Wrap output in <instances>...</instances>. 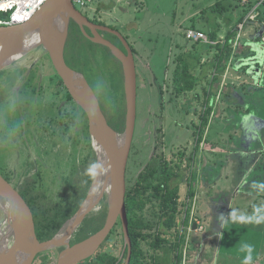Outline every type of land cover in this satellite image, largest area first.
I'll use <instances>...</instances> for the list:
<instances>
[{
    "label": "rangeland",
    "instance_id": "1",
    "mask_svg": "<svg viewBox=\"0 0 264 264\" xmlns=\"http://www.w3.org/2000/svg\"><path fill=\"white\" fill-rule=\"evenodd\" d=\"M247 1L244 0L241 4L237 0H94L88 9L76 7L90 19L98 18L111 24L115 31L118 30L135 47L139 114L128 164V183L138 178L152 158L163 155L169 162L173 161V167L180 164L181 169L187 172L186 175L183 172L184 181L180 186V202L184 205L189 203L187 179L192 173L190 179L197 195L193 200L190 223L194 219L196 223L200 220V225L206 229L205 233L209 238L205 240L204 233L195 234L188 227L179 224L178 229L185 247L180 264H245L249 256L251 259L248 264H264V205H261L263 201L259 198L255 202L248 200L250 190L263 186V183L258 182L250 184V169L254 168L249 167L259 159L261 162L258 171L262 173L264 169V120L261 118L264 117V42L260 40L264 37V22L261 25L258 21L249 20L244 24L245 29L242 30L235 49V58L230 64L232 69L241 68L244 81L238 82L236 89L233 88L232 82L229 83L230 70L222 76V80L216 78L214 96L210 101L214 114L206 116L209 124L202 129L200 145L195 133L201 124V115L207 108L206 93L211 90L210 83L214 73L211 65L218 52L216 46L195 44L187 39V32L193 27L207 34L219 26V42L223 43L228 32L244 13L243 5ZM217 4L226 9L224 16H220L219 9L216 11ZM258 12L264 20V1L258 7ZM226 18L233 21L230 23ZM254 24H258V32L255 30L250 39L246 34ZM72 36L66 49L69 65L76 48L72 38L76 40L77 36ZM256 38L261 42H257ZM82 39L88 62L75 69L86 76L101 104L105 102L114 120H118L117 109L113 108L112 87L115 84L120 88L124 85L122 66L103 47ZM250 47L256 53L253 52L255 54L249 55L248 59H242L244 64L240 65L242 61H239L238 53L242 54L244 50L248 52ZM183 54L187 55L184 58L189 61L190 69L197 70L198 84L194 91L177 95L174 71L177 58ZM250 59L252 60L249 61ZM30 66H33L34 73L38 75V81L40 78L42 82L38 94L32 95L29 92L25 98L21 97L26 102L24 115L33 119L41 114L37 118L38 123L32 127L36 131L37 125L40 128V133L36 136L43 152H49L50 143L58 144L57 149L60 150V171L59 166L57 168L49 161L51 171L48 166L41 168V172L47 171L42 172L44 182L42 188L36 191L46 196L41 200V206L50 208L61 201L64 204V198H73L79 194L85 170L92 162L98 164V154L92 138L86 133L87 117L69 98L64 85L59 84L60 79L42 49L17 61L11 71L8 69L0 72V97L3 93L10 97L15 95L21 83L27 80L25 72ZM14 70L18 74L12 73ZM10 100L2 102L0 98V111L7 119L5 125L21 126L23 107L18 113L17 105L9 107ZM16 101L18 102L17 99ZM123 106L125 107V101ZM11 113L14 120H11ZM49 114L57 121L53 127L50 126V139L46 134L51 118ZM55 114L63 115L60 118ZM0 125V131L5 132L9 128H2L1 120ZM6 133L4 136L9 141L11 137ZM197 145L198 150L195 149ZM19 148L31 153L32 161L37 158L35 149L23 143L12 147L14 154ZM192 157L193 162L189 163ZM188 164L190 166L187 170ZM9 169L17 172L15 181L19 185L36 178L35 168H25L15 155ZM2 217L0 215V220H3ZM253 224L252 230L249 226ZM124 248L125 238L122 227L119 226L109 244L100 252L103 260L96 257L83 264H105L110 255L116 259L121 258ZM142 248L146 252L149 249L145 243ZM46 254L42 253L36 264H44L43 257ZM148 254L152 255L154 251H148L147 256ZM148 260H151L150 256Z\"/></svg>",
    "mask_w": 264,
    "mask_h": 264
},
{
    "label": "water",
    "instance_id": "2",
    "mask_svg": "<svg viewBox=\"0 0 264 264\" xmlns=\"http://www.w3.org/2000/svg\"><path fill=\"white\" fill-rule=\"evenodd\" d=\"M75 22L90 41L108 48L121 63L124 78L125 129L118 132L109 123L101 102L86 76L70 67L66 61V46L71 23ZM85 27L95 26L74 5V0H48L34 18L15 26H0V72L9 69L17 61L43 49L62 80L65 89L76 105L85 113L89 134L107 153L111 178L104 182L100 191L102 169L90 187L89 193L78 212L64 225L52 240L40 242L36 234L34 215L20 192L0 175V199L10 206L12 222L9 226L13 241L9 248L0 246V264H33L39 253L67 245L58 264H78L93 257L121 220L128 248L126 264H130L132 241L129 235L126 195L128 190V164L134 144L138 115V73L134 52L126 38L108 27L101 30L114 34L122 42L126 52L98 33L90 37ZM90 106H94L92 111ZM94 146V143H93ZM100 158L98 156V164ZM99 192V193H98ZM106 196L108 215L104 227L86 240L71 246L69 241L85 218L95 211ZM196 228V226H195ZM64 233V234H63ZM65 236L64 238H61ZM7 241V239H6Z\"/></svg>",
    "mask_w": 264,
    "mask_h": 264
},
{
    "label": "trees",
    "instance_id": "3",
    "mask_svg": "<svg viewBox=\"0 0 264 264\" xmlns=\"http://www.w3.org/2000/svg\"><path fill=\"white\" fill-rule=\"evenodd\" d=\"M237 1L238 3L242 4L244 0ZM256 3V1L254 3L253 0H250L246 3V5H243L245 9L244 13L241 15V18L238 19L237 23H235V26L228 32L225 41L223 43L220 42L216 47L218 54L215 57V61L211 65L214 68V73L212 75L211 80L212 89L208 91V93H206L207 108L206 111H204L201 115V124L197 130L198 132L195 133V135L198 136L197 143H199V145L202 142V129L205 126H208L209 124V118H207L206 116L208 114L210 116L211 114H214L211 111V109L213 108L211 106L210 101L211 97L214 96L213 87L215 85L216 78L219 77L220 79L231 69L232 65L230 64L235 58L234 53L235 49L237 48L234 46L238 39L237 36L239 34V26L241 24L246 23L245 17L249 13V11L255 7ZM216 8V11H218L219 9L218 12L220 16H224L223 12L226 11V9L221 7L219 4H217L215 9ZM7 17V14L0 12V20L6 19ZM262 19L263 16L259 15L256 20L250 21H258L261 25H263L264 20ZM226 20L228 19L226 18ZM228 21L231 23L233 20L231 19ZM193 29H195V27H193ZM75 30H73L70 35V38L72 35V37L77 36L76 40L72 38L76 43V48L75 56L70 66L74 69L77 67H81L82 64L84 65L86 61L88 62L86 58L87 56L86 54H84L86 52V49L83 48L81 41L83 40L82 38L85 37L82 33L79 34ZM218 31L219 26L217 29L214 28L208 31L207 34L203 30L201 32L205 33L211 41H217L219 39ZM78 35H80L82 38L80 36L78 37ZM263 38L264 37H262L260 40L264 42ZM256 40L257 42H261L258 38H256ZM110 55L121 66V63L111 54V52ZM184 56L187 55L183 54V56L181 55L177 58V67L174 71V85L177 90V95L194 91L198 84V79L196 76L197 70L193 71L190 69L189 61L185 59ZM217 74H219V76H217ZM68 96L70 99H72L70 95ZM112 98L113 108L115 110L117 109L116 113L118 115V120H114L111 112H109L106 108L105 102L103 103V105L101 104L102 109L106 114L110 125L118 132H123L125 129L126 113V109L123 106V103L125 101L123 87L120 88L116 84L113 85ZM216 101H218V99ZM83 114L86 117L85 113ZM86 124V133L89 137L90 134L88 120ZM199 145H197L195 149L198 150ZM192 162L193 157L192 159L190 158L189 163ZM181 163H183V159H181ZM172 165L173 161L169 162L163 155L156 158H152L145 166L143 171L139 174L138 178L133 182L129 181L128 183V190L126 195V208L128 214L129 235L132 241V256L130 264H180L183 261L182 251L183 249H185V247L183 236L179 231L178 226L179 224H181L184 227H190L191 209L194 205L193 200H195L197 192L194 190L193 182L190 179L192 178L191 173L187 179L189 184V203L184 205L181 204L180 186L184 181V173L186 175L187 172L184 169H181L180 164L175 167H173ZM189 166L190 165L188 164L187 170L189 169ZM93 181L94 178L89 176L86 181V191H88ZM85 196L86 195L84 194V197ZM32 203L30 202L31 205ZM70 216L71 214L62 211L57 214L56 219L50 220V217L46 213H42L41 215L37 213L36 225L39 239L42 241L52 239L55 233L60 228L61 224L68 220ZM60 218H62L61 223L58 222ZM55 222L57 226L53 225ZM168 235H170V237H167ZM144 243L147 244V246L149 247L147 252L151 250L154 251V254H148L151 259L150 261L148 260L149 256H147V252L142 248V244ZM99 256L102 257L101 253L99 254ZM127 256L128 250H126L123 258V263L121 264H125ZM101 257L100 259L102 261L103 259ZM116 261L117 259L112 258L109 263L115 264Z\"/></svg>",
    "mask_w": 264,
    "mask_h": 264
},
{
    "label": "flooded vegetation",
    "instance_id": "4",
    "mask_svg": "<svg viewBox=\"0 0 264 264\" xmlns=\"http://www.w3.org/2000/svg\"><path fill=\"white\" fill-rule=\"evenodd\" d=\"M86 17L96 27L95 30H93L90 27H85V31L87 32V34L90 37H92L93 34L96 32L99 35H101L102 37H104L106 40L112 42L113 44L118 46L120 49H122L124 52H126V49L124 48L122 42L119 40L118 37H116L114 34H112L110 32L103 31V30L100 29V27H108V28H110L112 30H116L111 24H107L106 22L101 21V19H98V18L90 19L88 16H86ZM73 30H75L79 34L80 33L83 34V31H82L81 27L79 25H77L75 22H72L71 23V27H70V34H69L68 42H69L70 35H71ZM79 36L80 35H78V37ZM84 37L86 38V40L91 42L88 37H86L85 35H84ZM68 42H67V44H68ZM94 45L103 47L110 54V50L108 48H106V47H104L102 45H97V44H94ZM130 46H131V48H132V50L134 52L135 58H136L135 47L132 46L131 44H130ZM66 49H67V46H66ZM66 61H67V58H66ZM67 63H68V61H67ZM136 64H137V62H136ZM68 65H69V63H68ZM13 67H14V65H12L9 68V71H11L10 69L13 68ZM32 67L33 66H30V68H28L26 70L25 73H27V75H28L27 76V80L25 82L21 83V85L19 86L17 92H15V95L13 94L14 92L12 93L13 95L11 94L12 95L11 97H10V95L8 96L5 93H3V95L0 97V98H2V102L10 100L12 97L17 99L18 102L16 103V105H17L18 113L20 112L19 109L23 107V110H22L23 114L20 113L21 114V116H20V120H21L20 130H19L18 134L16 136H14V137H11L9 139V141L4 136V133L7 132V128L6 127H9V126L5 125L7 119L5 118L4 114L0 111V113H2V114H0V116H1L0 120H1L2 125H3L2 128H6L5 132L0 131V160H1L0 163H1V166H2V168H0L1 169L0 175H2L7 181H9L20 192V194L22 195V197L25 199V201L27 202L28 206L32 210L33 215H34V221H35V226H36V234H37L38 239H39V235H38V230H37V225H36V214L37 213L40 214V215L42 213H46L50 217V220L56 219L57 214L62 212V211L63 212H67L68 214H71L70 218H68V220H66L64 223L61 224L60 228L58 229V231L53 236V238H54L57 234H59V232L62 230L64 225L78 212V210L82 206L83 202L85 201V199H86V197H87V195L89 193V190H90V188H89L88 191H86V188H87L86 181L89 178V176L85 175V178L82 181V186L83 187L80 188L82 190L80 192H78L79 194H77L76 196H73V198L72 197L71 198H67V199L64 198V200H65L64 204L61 201V202L56 203L55 205H53L50 208L41 206L42 205V201L41 200L44 199L46 196H43L42 194H38V193H36V191L38 190V188H40V189L42 188L41 185L44 182V177H43L42 172L46 173V171H47V170H43L41 172V168L42 167L46 168L48 165H50L49 164V161H50L51 163H53V165L55 164L57 166V168L59 166V170L58 171H60V165H58L59 162H60L59 159H58L59 155H60L58 151H60V150L57 149L58 144L50 143L51 147L49 149V152H43L39 148V144L37 143V136H36L38 133H40V131H38L40 128L37 125V131H36L32 127L34 124L36 125L38 123L37 118L41 114H38V116H35V118H33V119H30V118L28 119L27 116L24 115L25 114V110H26V106H25L26 102L22 98H25V96L29 92H31L32 95L33 94L34 95L38 94L39 93V89L41 87V82H42L40 80V78H39V81H38V75L36 76V73H34L35 70ZM23 71H25V69ZM137 71H138V69H137ZM13 72L18 74L16 70L12 71V73ZM58 78H59V76H58ZM60 83L63 84L61 79H60L59 84ZM14 90H12V91H14ZM4 98H7V99L4 100ZM77 108H78V110H81L78 106H77ZM10 112H12V110H10ZM82 113H84V112L82 111ZM138 114H139V111H138ZM55 115H58L60 118H62L61 116L63 114H55ZM49 116H51V118L48 121L49 122V124H48L49 127L47 129L46 134L49 135V139H50V137L52 138V136H51L52 127H53V125H55L57 123V121L53 120V119H55V117L52 118V114H49ZM76 116H77V119H79V115L76 114ZM10 117H11V120H14V118L12 116V113L10 114ZM137 123H138V115H137ZM77 125H78V120H77ZM50 126H52V127H50ZM0 129H1V127H0ZM20 140H21V142H20ZM21 143L26 144L27 146H31L32 148L35 149V151L37 153L36 154L37 158L35 160L32 161L31 160L32 154L29 153L28 151H24L23 148L17 149V152H15V154H14V152L12 151V147L14 145H16V144H21ZM14 155L16 156L17 159H19L20 163L22 165H24L25 168H29V167L30 168L31 167L35 168L34 170L36 171V173H35V177L36 178L30 179V181L27 180L22 185H19L15 181V178H17L16 177L17 176V172L15 170L9 169L11 160L13 159ZM50 166H52V165H50ZM48 168H49V166H48ZM50 171H51V169H50ZM91 185H92V183H91ZM84 194L86 195L85 197H84ZM33 198H34V201H33ZM30 202L31 203L33 202L32 205L30 204ZM73 212H75V213L73 214ZM107 215H108V203H107V199H106V196H105L101 200L99 205L96 207L95 211L90 213L85 218V220L82 222L80 227L76 230V232L73 233V235L71 236V239L69 241L70 245L71 246L76 245V244L86 240L87 238L91 237L92 235H94L98 231H100L104 227V225L106 224ZM87 221H90L89 224H86ZM58 222L61 223L62 222V218H60L58 220ZM53 225L57 226L56 222ZM119 226H122L121 220H119L117 222V224H116L115 228L113 229L112 233L109 235V237L103 243V245L97 251V253L93 257H91L90 259H87L86 261H83V262L78 263V264L87 263L89 261L91 262L96 257H100L99 256L100 252H102V250L109 244V242L112 239L113 234L115 233V230L118 229ZM122 230H123V227H122ZM123 235H124V231H123ZM124 238H125V236H124ZM52 239H49V240H46V241H50ZM46 241L40 240V242H46ZM67 247L68 246L64 244V245H61V246H59V247H57L55 249H52V250H49V251H45L47 254L43 257V259H44L43 263L44 264H58V260H59L60 255L62 254L63 251H65L67 249ZM126 250H128V248L125 247L124 251H123L124 252L123 256L121 258H118L115 264L123 263V258H124ZM45 252H42V253H45ZM42 253H39L36 256L33 264H36L38 262V260H40V256L42 255ZM112 258H114V257H112L110 255L109 260H107L105 264H110L109 261ZM126 260H127V258H126ZM125 264H126V261H125Z\"/></svg>",
    "mask_w": 264,
    "mask_h": 264
},
{
    "label": "built area",
    "instance_id": "5",
    "mask_svg": "<svg viewBox=\"0 0 264 264\" xmlns=\"http://www.w3.org/2000/svg\"><path fill=\"white\" fill-rule=\"evenodd\" d=\"M93 1L94 0H74V5L75 7L88 9L90 6H92ZM263 1L264 0L256 1L257 3L255 7L252 8L245 17V22H247L248 20L257 19V17L259 16L258 7ZM47 2L48 0H0V12L8 15L6 19L0 20V26H15L30 22ZM247 2H249V0ZM243 29L244 24H241L239 26V34L237 36L238 39L235 44V47H237L241 39V32ZM187 39L193 41V43H199L210 47L218 46V44L220 43L211 41L205 33L193 29L187 32Z\"/></svg>",
    "mask_w": 264,
    "mask_h": 264
},
{
    "label": "crops",
    "instance_id": "6",
    "mask_svg": "<svg viewBox=\"0 0 264 264\" xmlns=\"http://www.w3.org/2000/svg\"><path fill=\"white\" fill-rule=\"evenodd\" d=\"M250 1V0H249ZM253 2H254V0H253ZM257 27H258V24H254V26H252L250 29H249V31L247 32V34L246 35H248V37L250 38V39H252L253 38V36H254V33L253 32H255V30H256V32H258V30H257ZM193 30H195V29H193ZM198 31V30H197ZM253 33V34H252ZM222 39H223V37H221ZM215 42H219V39L217 40V41H215ZM217 47V46H216ZM243 49V48H242ZM244 50V49H243ZM253 52H255L256 53V51H254V49L252 48L251 49V47L248 49V52H246L245 50H244V52H242V54H240V52L238 53V57H240L239 58V61L241 62L242 61V59L243 60H245V59H248V57H249V55H253V54H255V53H253ZM262 53H264V52H262ZM261 54V53H260ZM200 56H202L201 54H199ZM217 55V54H216ZM216 57V56H215ZM244 57V58H243ZM263 57H264V55H263ZM252 59H250L249 61H251ZM239 63V62H238ZM237 63V64H238ZM244 63H243V61H242V63H240V65H243ZM230 71H231V77L229 78V83L230 82H232V86H233V88H237V86H238V82H243L244 81V79H243V75L241 74V72H242V70H241V68H237V70H235V69H230ZM240 71V72H239ZM221 80H222V77L220 78ZM211 84V83H210ZM221 85H222V81H221ZM215 86V85H214ZM212 89V88H211ZM234 91V90H233ZM232 91V92H233ZM219 92H220V90L218 91V93L216 94L217 96V99H218V95H219ZM221 97V96H220ZM218 101H216V103H217ZM215 103V104H216ZM225 106V105H224ZM216 107L217 108H219V105L217 106V104H216ZM223 107V106H222ZM222 109V108H221ZM221 115V118H223L222 117V114H220ZM219 115V116H220ZM258 115H263V114H258ZM215 116H216V114H215ZM220 118V117H219ZM253 118V117H252ZM263 120H264V117H261ZM264 150V149H263ZM262 160V159H261ZM260 160L259 159H257L256 161H254V163H253V165H251L249 168H254L253 170L252 169H250V175H249V179H250V184L251 183H255V182H258V183H263V186H261V187H257V188H254V189H252V190H250L249 192H248V200H250V202H255V200L257 199V198H259L260 200H262L263 201V203H261V205L263 206L264 205V169L262 170V173H260L259 171H258V168H259V164H260ZM264 164V163H263ZM249 183V182H248ZM251 205V204H250ZM251 207H253L252 205H251ZM198 220V219H197ZM200 220H198V222L196 223V220L194 219V221H192L191 223H190V227H188L189 228V230L191 231H193V232H195V234H197V232H202V233H204L205 235H204V238H205V240L206 239H208L209 238V236L208 235H206V233H205V231H206V229L202 226V225H200ZM195 226H196V228H195ZM192 227V228H191ZM249 227H251L252 228V230H253V228H254V224L253 225H250ZM258 256H260V255H258Z\"/></svg>",
    "mask_w": 264,
    "mask_h": 264
},
{
    "label": "bare ground",
    "instance_id": "7",
    "mask_svg": "<svg viewBox=\"0 0 264 264\" xmlns=\"http://www.w3.org/2000/svg\"><path fill=\"white\" fill-rule=\"evenodd\" d=\"M93 143H94V148L100 158L99 165L101 166L103 172L101 175L100 186L98 187V191H100L104 182H106L111 178V170L109 169V166L107 167L108 158H107L106 150H104L102 145L97 140H94ZM10 209H11L10 206H8L2 199H0V215L3 216L2 217L3 220H0V246L3 250L11 246L14 237L13 233H11V235L9 236V232H10L9 226L12 222ZM64 237L65 236H62L61 238Z\"/></svg>",
    "mask_w": 264,
    "mask_h": 264
},
{
    "label": "clouds",
    "instance_id": "8",
    "mask_svg": "<svg viewBox=\"0 0 264 264\" xmlns=\"http://www.w3.org/2000/svg\"><path fill=\"white\" fill-rule=\"evenodd\" d=\"M16 103H17L16 99L15 98H11L9 107L10 108H14L15 105H16ZM93 109H94V106H90L89 107V110L90 111H92ZM19 130H20V125L19 124H16V125H14L12 127H9L7 129L6 135L8 137H14V136H16L18 134ZM98 170H101V166L99 164L95 163V162H92L86 168L85 174L88 175V176H90V177L95 178L98 175ZM250 259H251L250 256L248 258H246L245 264H248V261Z\"/></svg>",
    "mask_w": 264,
    "mask_h": 264
}]
</instances>
